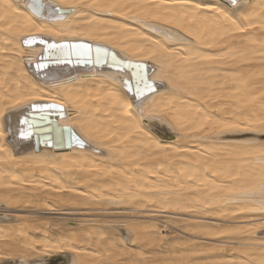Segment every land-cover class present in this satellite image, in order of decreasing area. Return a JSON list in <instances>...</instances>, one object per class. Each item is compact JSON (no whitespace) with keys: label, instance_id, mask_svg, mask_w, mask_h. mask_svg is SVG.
<instances>
[{"label":"bare ground","instance_id":"bare-ground-1","mask_svg":"<svg viewBox=\"0 0 264 264\" xmlns=\"http://www.w3.org/2000/svg\"><path fill=\"white\" fill-rule=\"evenodd\" d=\"M6 2L16 7L17 0ZM162 2L171 9L158 10L162 16L188 13L180 27L159 24L177 34L171 41L125 16L84 6L62 21L53 16L46 25L51 32L26 30L48 43L108 50L106 59L93 54L88 62L41 58L47 57L46 44L22 48L15 33L31 19L23 3L20 15L0 20V48L8 49L0 52V122L17 131L32 95L41 97L36 103L65 109L49 114L48 144L36 136L0 137V264H233L248 260L242 250L252 248L251 256L259 257L264 228L246 229L264 224V213L242 211L253 205L237 201L228 188L246 183L243 177L253 165L242 164L241 153L248 141L264 143V134L233 131L221 138L212 125L239 118L244 127L245 120L264 117V56L253 54L264 51V10L259 0L238 4L243 11L231 8L229 0H156ZM218 13L247 30L232 31ZM59 30L82 35H57ZM159 46L196 59L145 58ZM201 55L218 59L201 61ZM141 60L156 92L137 100L136 70L128 62ZM38 62L47 66L37 69ZM248 77L246 86L237 83ZM126 81L133 92H126ZM146 105L165 108L161 119L172 129L158 136L148 132L167 125L142 120L139 109ZM65 125L83 147L67 134L58 139ZM189 175L211 183L199 185Z\"/></svg>","mask_w":264,"mask_h":264},{"label":"snow or ice","instance_id":"snow-or-ice-1","mask_svg":"<svg viewBox=\"0 0 264 264\" xmlns=\"http://www.w3.org/2000/svg\"><path fill=\"white\" fill-rule=\"evenodd\" d=\"M241 2L250 3V0H229L231 8H234L236 11H243V8L237 7ZM23 3L24 10L29 13L31 19H26V22L22 27H18L15 36L18 37L19 43L22 48L26 50H31L34 45L46 44L47 57H44L42 54L41 58L54 60L55 62H64V63H73L80 62L81 60L88 62L93 60V54L97 60L108 57V50L102 46H96L95 49L87 43H48L43 37L32 34L31 32L26 31L29 28H35L36 33L51 32L52 29L46 27L51 18L54 16L58 20H64L66 17H70L76 13V11L84 6L88 8H94L97 11L108 12L114 16H125L128 19L134 20L136 23L140 24L142 27L149 29L153 33H158L166 41H171L177 38V34L172 32L171 29H163L159 27V24H168L175 25L180 27V21H182L187 15V12H184L182 15H178L173 12L171 16H162L158 10L164 9L166 12L171 11V9L165 3H156V0H91V3H88L87 0H58L56 4H50L47 0H17L16 7H13L11 3H7L6 0H0V20H5L10 15H20L19 8ZM210 10L215 11L214 8ZM259 7L264 10V0H259ZM197 8H200V5H197ZM129 13H132L129 16ZM218 15H223V19L229 25H231V30L237 33H243L247 30L246 27H243L236 23L234 19H231L228 15L218 13ZM248 19V17H246ZM33 21H41L42 23H34ZM152 21L154 23H150ZM91 23V21H89ZM256 25L249 24L248 27H255ZM12 25L9 24V29ZM5 29V31L9 30ZM110 31V29H109ZM225 31H229L225 29ZM57 35H71L78 36L82 35L77 32H68L64 30H59L56 32ZM189 35H193L192 32H189ZM92 39L91 34L88 37ZM148 39V37H144ZM8 41H6L7 43ZM153 44H157V41H152ZM8 49L0 48V52H6ZM23 54V53H18ZM253 54L264 56V51L254 52ZM159 55H165L169 60L172 59H181V60H193L196 59L194 56H184L174 54L168 48L159 46L157 48H150L146 54V59H151L153 57H158ZM246 55V53H242ZM75 56L76 60L73 61L72 57ZM218 59V57L201 55L199 60L201 61H211ZM235 59V57H233ZM113 64H118L119 61L113 55L111 57ZM29 63L31 59L29 56ZM129 66L134 68L135 74V90L129 86L128 82H125L126 92H133V95L137 100H141L146 97L147 94H155L156 85L155 82L149 79L148 74L145 71V64L143 60L138 62H128ZM46 64L37 63V69L46 67ZM251 77L247 79H241L237 83L240 85H247ZM240 90L239 88L237 89ZM264 96V92L260 94ZM29 101H32L28 105V113L19 119V127L17 131H13L12 126H4L3 122H0V137L3 136H18L21 140H29L33 136L37 137L38 142L41 140L48 144L51 142L50 137L45 136V132H51V128H46L45 125L49 123L48 117L51 110L55 109L63 113L65 111L62 104L52 103L51 105L39 104L36 101H39L41 97L39 95H32L26 98ZM253 100L257 97H252ZM25 101L17 100L16 104H22ZM131 107V105H128ZM166 109L161 107L159 109L146 105L139 109L140 117L142 120H147L149 122L159 120L161 125H167V127H161L153 130L151 127L148 128V132H153V135H160L165 133L167 130L172 129V125L168 124L167 121L161 119V113ZM127 115V112L124 113ZM2 116V113H0ZM245 126L241 127L239 118L236 121L227 122V121H216L212 127L216 135L223 138V135L228 132L233 131H245L253 132L259 131L264 134V117L256 119H247L244 121ZM258 125L259 127H253ZM203 127V125H201ZM139 131L140 129L137 128ZM148 132H145V135H148ZM65 134L69 139L77 146L83 147V140L75 134L74 130L69 129L65 125L64 129L58 134V139L62 142L65 138ZM105 139H111L107 133L103 134ZM112 135H115L114 133ZM127 139V137H125ZM186 151V149H182ZM242 164H251L253 168L249 170L243 177L245 184L240 187H229L228 192L231 194L237 201H244L246 203L252 204L253 207H245L242 211L247 212H260L264 213V143L259 147H256L255 141H248L244 147V151L241 153ZM258 166V171L256 170ZM213 176L218 175L217 172L213 171ZM232 180H239L241 177L239 175H231L229 177ZM131 181V177H128ZM189 180L196 179L197 184L207 185L211 183L207 177L196 178L193 175L188 176ZM184 187V185H180ZM56 190V189H54ZM117 229L121 227H127V225L117 224L115 226ZM264 228V224L259 225H249L246 229L247 231L254 232L257 229ZM224 233H221L223 235ZM72 250V249H69ZM51 249L46 250L44 255L51 253ZM57 252H63V248L55 249ZM256 249H244L242 250V255L248 257V260L233 262V264H250L251 261H254L255 264H264V247L260 249L259 257L251 256L252 252H255ZM19 264H26L25 260H20ZM37 264H50L49 261L43 260L37 262Z\"/></svg>","mask_w":264,"mask_h":264}]
</instances>
